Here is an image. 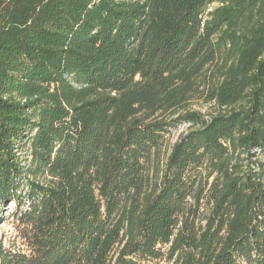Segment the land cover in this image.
Returning <instances> with one entry per match:
<instances>
[{
  "label": "trees",
  "instance_id": "16d2710c",
  "mask_svg": "<svg viewBox=\"0 0 264 264\" xmlns=\"http://www.w3.org/2000/svg\"><path fill=\"white\" fill-rule=\"evenodd\" d=\"M263 157L264 0H0V264H264Z\"/></svg>",
  "mask_w": 264,
  "mask_h": 264
},
{
  "label": "rangeland",
  "instance_id": "374dc122",
  "mask_svg": "<svg viewBox=\"0 0 264 264\" xmlns=\"http://www.w3.org/2000/svg\"><path fill=\"white\" fill-rule=\"evenodd\" d=\"M192 108L201 111L206 114H210L218 110V107L214 103L206 102L204 99H197L192 102ZM190 127L189 123H182L177 128L172 129L167 138V143L165 144L162 151V158L170 151L173 143L178 139V137L187 131ZM264 158V157H263ZM2 217H0V243L6 247L17 248L23 247L21 240L17 237L15 230V223L13 222V204H9L3 211ZM150 264H165L164 262H152Z\"/></svg>",
  "mask_w": 264,
  "mask_h": 264
}]
</instances>
